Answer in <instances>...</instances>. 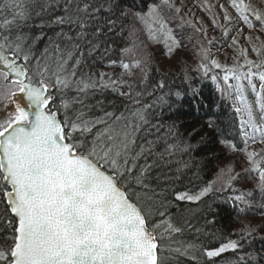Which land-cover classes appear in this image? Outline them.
Here are the masks:
<instances>
[{
    "label": "snow or ice",
    "instance_id": "snow-or-ice-1",
    "mask_svg": "<svg viewBox=\"0 0 264 264\" xmlns=\"http://www.w3.org/2000/svg\"><path fill=\"white\" fill-rule=\"evenodd\" d=\"M0 264H264V0H0Z\"/></svg>",
    "mask_w": 264,
    "mask_h": 264
},
{
    "label": "trees",
    "instance_id": "trees-1",
    "mask_svg": "<svg viewBox=\"0 0 264 264\" xmlns=\"http://www.w3.org/2000/svg\"><path fill=\"white\" fill-rule=\"evenodd\" d=\"M153 51H159V49L154 48ZM181 55H186V53H181ZM156 61L161 62L162 68H167L169 64L174 63L173 61H165V57L163 55H157ZM203 83L206 85L202 89L203 95L204 97L208 98L207 100H205V104H207L209 101H212V110L220 115L221 119L226 122L232 116L231 109L228 107V102H222L220 100L219 93L216 92L215 86L212 85L210 81H204ZM177 84H179V80H177ZM221 103H223V108L218 109L216 105H219ZM179 110L181 113L192 112V115H180L178 117V119L182 123L180 131L185 135L186 139L190 141L194 149H196L192 154L193 159L198 160L202 167L205 164L207 165L206 168H204V171L201 172L202 178L211 179V175H206V173H211L218 164L223 162V160H210L209 158L212 157L213 154L220 156L223 152V149L218 144H216L214 140L209 141L206 138L207 130L199 131L205 123L204 117L207 109H202L199 113H196L193 112L189 103L184 102ZM202 137L205 138L203 141ZM237 215L238 213L236 209L228 205H223L218 219L220 220L221 224L226 225L229 228L236 227L241 223V221L252 220L255 222H259L262 219L258 215L248 217L240 216L238 219Z\"/></svg>",
    "mask_w": 264,
    "mask_h": 264
}]
</instances>
